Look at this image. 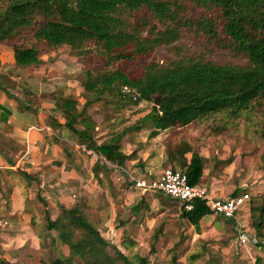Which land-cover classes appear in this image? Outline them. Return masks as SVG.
Masks as SVG:
<instances>
[{"label":"trees","instance_id":"1","mask_svg":"<svg viewBox=\"0 0 264 264\" xmlns=\"http://www.w3.org/2000/svg\"><path fill=\"white\" fill-rule=\"evenodd\" d=\"M191 7L203 13L192 17ZM185 29L196 33L211 49L229 51L245 58L247 64L182 59L168 65L142 64L139 74L125 68L158 47L176 43ZM0 43L10 45L19 68L42 67L44 54L63 47L88 52L101 62V66L95 61L85 70L82 87L87 102L82 110L72 96L56 98V107L65 119L64 126L81 144L119 166L129 158L120 146L129 131L151 126L150 137L154 138L162 131L201 124L219 135L237 126L243 117L260 113L264 106V0H0ZM125 87L135 91L134 96L124 95ZM0 90L14 98L2 80ZM156 96H161L160 106H153L150 114L123 134L97 144L92 135L95 125L87 116L90 106L110 97L121 102L116 107L121 111L143 101L154 102ZM18 102L26 110L33 109L25 101ZM0 111L6 113L2 121L7 122L9 111L1 104ZM262 123L251 121L245 135L257 138L262 134L260 138H264ZM80 124L84 129H78ZM167 149L168 163L186 172L191 185L199 184L204 173L200 154L188 143ZM18 172L31 179L25 171ZM250 202L253 227L261 243L264 194ZM143 204L134 206L132 213L140 212ZM193 204L192 211L181 210L182 216L198 225L212 212L205 201ZM47 228L56 231L61 245L69 248L67 256L60 252L49 264H150L147 258L125 255L108 241L79 204L61 206L55 220L48 217ZM130 242L123 239L122 244L132 252L135 243ZM157 246L154 244L151 252H156Z\"/></svg>","mask_w":264,"mask_h":264},{"label":"rangeland","instance_id":"2","mask_svg":"<svg viewBox=\"0 0 264 264\" xmlns=\"http://www.w3.org/2000/svg\"><path fill=\"white\" fill-rule=\"evenodd\" d=\"M202 13V10H197L194 7H191L190 9V15L192 17H198ZM181 33V39L176 43L158 47L153 53L140 59L138 63L128 65L125 68L130 72L139 74L142 64L156 62L160 65H168L182 59H196L219 65L231 64L244 66L247 64V60L241 56H236L229 51L221 49H211L193 31L185 29L182 30ZM0 47L4 48L0 52V56L2 55V57H0V80L5 83L10 95L17 101L18 99L25 101L28 103L29 107L31 106L32 108H48L50 105L52 107L56 106V98L72 96L77 101L79 110H82L87 102V97L82 87V82L85 81L84 73L88 67L94 65L95 61H97V66H101V62L98 59H94V57L88 52L71 51L68 47H63L58 51H52L43 55V58L48 57L49 62L52 61V63H54L53 61H55V59L60 57L63 63H58V66H55L54 64L53 66L50 65L47 68V71L43 73L41 72L42 67H17L14 58H12L13 50L10 45L0 43ZM56 53L60 56H55ZM57 82L59 85L55 86ZM51 84L53 87H48ZM115 101L116 99L108 97L106 100L104 99L100 102L94 103L87 110L89 120L95 125V129L92 130V135L96 141L103 142L105 137H108V133H104V131L107 130V127L114 126L117 123L121 124L122 127H128L137 122L140 118L150 114L153 106H155L154 102L143 101L139 106H129L121 111H117L116 107H119L121 102ZM57 112L59 111L57 110ZM251 121H262L264 128V106L260 113H253L248 117H243L241 121H238L237 126H233L231 129L222 132L219 135L216 132H210L209 129H206V125L194 124L181 128L180 130L170 129L163 136L172 143V146L188 143L186 141L190 137H192L193 142H196L199 139H221L226 144L225 148L227 149V152L224 154L226 158H228L225 161L226 163H229L234 157L242 155L243 161L250 158L251 160H256V163L257 161L261 162L262 164L259 168L264 170V138H260L262 137V134L257 136V138L245 135L246 126L251 127V124H249ZM77 127L79 129H84L83 124H80ZM148 128L139 131L142 134L140 133L136 138L141 147L144 146V144L146 146L149 145L150 141H152L150 137L151 126H148ZM1 132L2 131H0V134ZM134 132L136 131H132L131 133L133 134ZM6 134V131L1 134L4 136V139H6L3 144L5 146L10 145L11 147H18V144L8 138ZM146 137L148 140L142 142ZM75 138L78 137L75 136ZM176 140H178V143H176ZM169 146L170 145H167L168 148ZM67 164L70 165L69 162ZM168 167L174 166L169 164ZM176 167L180 168L179 166ZM55 168L56 169L47 170L48 174L47 171L37 169L38 172L36 178L38 181L33 182L30 187L31 189L27 192L29 194L26 201L27 206L30 205L28 201L31 197L30 203L37 201L36 203H42V205L44 202L47 204L53 199L59 201L58 196H60V193L54 189L57 187L59 189L65 188L62 184L72 185V183H78V192H72V188L65 189L63 197L65 205H72L73 200L71 197L77 195L78 199L76 203L83 208L89 220L96 223L100 228L102 235L127 256L147 258L150 264H250V261L243 258V256L245 257V254H243L241 249L232 246L233 240L236 237V231H234L232 227V233L229 231L230 233L221 237L224 238L223 240L220 237L203 239L199 236H195L196 238L194 239L190 234H187L188 232H185V230H187L186 227L178 224L168 228L167 223H164L161 229L162 234L165 233V236H162L158 241L153 240L151 235L153 236L156 229L160 227L162 224L161 220L153 223V221H151V215H148L144 221L140 222L138 219L135 220L133 218V213L126 208L129 199L124 192V189L127 187L128 189L131 188V190H135L134 182L131 179L130 180L133 183L129 181L130 177H123L120 173L121 171L119 172L115 167L114 168L117 169L115 176L110 173L107 179H105L104 173L100 171V176L102 174L104 175L100 179V181H102L101 186H99L95 179L91 180L92 184L87 177L79 180V178L73 175V173H69L70 166L66 168L64 174L61 169L58 167ZM108 172L106 171V174H108ZM18 173L21 175V172ZM26 173L28 174L27 171ZM62 175L65 178H63L64 182L59 180L63 177ZM118 177L121 179L119 180ZM52 181L56 183H52L54 185L53 187H48L47 184ZM103 181H108L109 188L102 184L104 183ZM26 183L27 182H24L22 184V187L25 189L27 188ZM83 183H86L88 186H81ZM45 190L51 195L49 200L46 199L48 196L47 193L45 195L43 192ZM110 191L114 193L112 194L113 198L111 197ZM137 192L140 191L138 190ZM66 194H69L68 198L66 197ZM146 195L149 196V199H151L152 196H161L160 194H155L153 192L146 193ZM114 199L116 204V214L112 212L113 210L111 209V203H113L112 200ZM53 206L54 205L52 204L54 211V208L57 209V207H55L56 205ZM59 207L61 213V206ZM17 221L20 222L15 227L18 228L19 225L21 226V229H23L21 230L22 238L19 240L21 236H14L13 233L11 234V237L13 238L12 241L17 239V241L23 245L22 247L26 249L24 253L27 252V255L30 254L34 259H22V251L18 255L16 261L12 260V264H41V261H45L49 264L58 256L59 251L64 253L60 245L54 247L50 245L49 241H41L39 246L35 249L29 248L28 240L31 239L30 236L32 232H37L43 235L46 232L42 233L43 230L41 227L23 225L24 221L19 218H17ZM21 221L23 223H21ZM248 225V231L251 232L253 224L251 225V223H249ZM183 235L185 238H183ZM254 235L256 236V233H254ZM123 239L126 240L128 244L131 243L130 241L135 243L132 252L124 248L122 244ZM157 243L159 246H157L156 252H151L153 245ZM19 247L12 248L11 251L16 253L21 249ZM64 254H66V252ZM19 256H21V259Z\"/></svg>","mask_w":264,"mask_h":264},{"label":"crops","instance_id":"3","mask_svg":"<svg viewBox=\"0 0 264 264\" xmlns=\"http://www.w3.org/2000/svg\"><path fill=\"white\" fill-rule=\"evenodd\" d=\"M3 49V47H0V52ZM55 56L58 57L60 55L56 53ZM0 57H2V55ZM12 58H14V55H12ZM44 60L46 63L41 69V72L43 73L47 71V68L50 65L53 66L54 64L55 66H58V63L63 64L60 57L55 59V61H53L54 63H52V61L49 62L48 57L44 58ZM56 85H59V83L57 82L55 86ZM48 87H53V85L51 84ZM0 104L5 106L10 114L8 121L3 122L2 117L6 113L0 111L1 134L6 131L7 137L18 144V147H11L10 145L5 146L3 143L6 139L0 134V262L4 261L5 264H12V260L16 261L18 255L22 251V259H34L30 254L27 255V252L24 253L26 249L22 247L23 245H21L17 239L12 241L13 238L11 237V234L13 233L14 236H21L19 240L22 238L21 230L23 229H21V226L19 225L18 228L15 227L20 222L17 221V218L23 220L24 223L22 221L21 223L25 226L32 225L34 227H41L43 230L42 233L46 232L44 235L32 232L30 236L31 239L28 240L29 248L35 249L39 246L41 241H49L50 245L54 247L60 245L64 253L66 252V254H64L62 251H59V254L60 252L65 256L69 254V248L61 245L59 242L58 233L54 230H48L47 224L49 216L52 220H55L60 215L59 206L73 208L77 205V195L71 197L73 200L72 205H65L63 197L65 189L72 188V192H78V183H72V185L62 184L65 188L59 189L57 187L54 189L60 193V196H58L59 201L52 198L53 200H50L47 204L44 202L43 205L42 203H36L37 201L30 203L32 198L30 196L31 198L28 201L30 205L27 206L26 201L29 195L27 192L31 189L30 187L32 186V183L38 181L36 178L38 172L37 169L47 171L58 167L64 174L66 168L70 166L69 173H73V175L77 176L79 180L87 177L92 184L91 180L95 179L99 186H101L102 181H100V179L102 176L105 175V179L108 178L110 173L115 176L117 169L119 172L121 171L120 173L123 177L127 176V178H129L132 176L136 179L151 180L158 178L163 170L169 166L167 160V145H171L172 143L163 135L170 129L160 132L158 136L151 138L152 141H150L149 145L146 146L144 144L142 147L139 145L140 143L136 138L141 133L139 131L148 128V126L134 132L133 134L131 133L132 131L124 134L120 141L121 152L129 158L123 166H119L107 161L94 150L88 149L85 145L81 144L79 139L75 138V135L64 126L65 119L62 117L61 113L57 112L56 106L52 107L51 105H47L48 108L35 107L32 110H26L18 105L19 102L15 98L12 99L1 90ZM137 122L128 127L135 125ZM57 124L61 126H57ZM128 127H122L119 123L107 127V130H105L104 133H108V137H105L103 142L114 136L123 134ZM177 129L180 130L181 128ZM150 130L152 131V128ZM147 140L148 138L146 137L142 142H146ZM96 142L99 145L103 143L98 140ZM186 142H188L193 150L197 151L204 159V173L200 184L208 188L211 198L225 199L246 192L250 193L252 198L264 194V170L259 168L262 164L261 162L257 161L256 163V160H251L250 158L243 161L242 155H238L229 163H226L225 161L228 159L224 155L227 152V149L225 148L226 144L221 139H199L196 142H193L192 137H190ZM176 143H178V140H176ZM187 157L191 158L192 153H188ZM68 162L70 165L67 164ZM18 169L23 171L26 170L28 175L31 176V179H28L21 173L22 176L19 175ZM100 171H102L104 175L102 174L100 176ZM106 171H109L108 174H106ZM63 178L64 176L59 180L63 181L65 179ZM118 179L120 180L121 178L118 177ZM129 181L133 183L130 178ZM24 182H27L26 187L28 189L22 187ZM52 183L54 184L56 182L52 181L49 183L50 185L47 184L48 187H53L54 185ZM102 184L109 188L108 181H105ZM81 186L87 187L88 185L83 183ZM138 190L139 189H137V191ZM137 191L136 189L131 190V188L128 189L125 187L124 192L129 199L126 208L131 211L134 206H137L141 201H144L145 204L142 205L141 211L137 214H133V218L135 220L138 219L140 222L144 221L148 215H151V221H153V223L161 220L162 224L156 229L153 236L151 235L153 240L156 239L155 234L157 231H159L158 240L162 236H165V233L162 234L161 229L164 223H167L168 228L178 224L186 227L187 230H185V232H188L187 234H190L194 239L196 238L195 236L202 237L203 239L209 237L221 238L230 232L232 233V227L233 230L236 231V237L233 240L232 246L236 247L235 241L237 239L238 229L236 221L226 220L211 213L204 216L198 225H193L182 216L181 204L178 201L160 193L155 194H160L161 196H152V198L149 199L148 195L143 194L140 190V192ZM43 192L45 195L47 193L48 196L46 199L49 200L51 195L46 190ZM112 194L114 193L111 192V197L113 196ZM66 197L68 198L69 194H66ZM114 201L115 199L112 200L113 203H111V209L113 210L111 211L115 213L116 204ZM52 204L57 207V209L54 208V211ZM240 219L247 228L249 223H251V225L253 224L251 202L243 208L240 214ZM250 233L253 235L256 233L254 227ZM183 238H185V236ZM221 239L223 240L224 238ZM261 245L263 246V250L259 249V246L254 245L242 248L241 251L245 254V257L243 256V258L250 261V264H264V241L261 242ZM15 247L21 249L15 253L14 251H11V249ZM19 257L21 259V256Z\"/></svg>","mask_w":264,"mask_h":264},{"label":"built area","instance_id":"4","mask_svg":"<svg viewBox=\"0 0 264 264\" xmlns=\"http://www.w3.org/2000/svg\"><path fill=\"white\" fill-rule=\"evenodd\" d=\"M122 93L124 95H133L135 91L125 87ZM130 179L134 182L135 188L139 189L143 194L149 192L160 193L178 201L181 204V210L184 212L192 211L195 200L205 201L212 214L237 222L238 229L235 246L238 249L254 245L259 246V249L263 250L260 241L248 231L247 226L240 219L243 208L251 201L252 196L250 193H241L225 199H213L210 197L206 186L200 183L191 185L187 173L177 167L165 168L162 174L155 179H136L132 176H130Z\"/></svg>","mask_w":264,"mask_h":264},{"label":"water","instance_id":"5","mask_svg":"<svg viewBox=\"0 0 264 264\" xmlns=\"http://www.w3.org/2000/svg\"><path fill=\"white\" fill-rule=\"evenodd\" d=\"M154 103H155V106H160V104H161V96L154 97Z\"/></svg>","mask_w":264,"mask_h":264}]
</instances>
